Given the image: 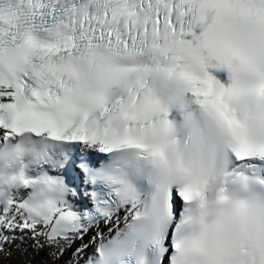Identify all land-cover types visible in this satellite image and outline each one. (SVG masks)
I'll list each match as a JSON object with an SVG mask.
<instances>
[{"label": "snow or ice", "instance_id": "6c2138e0", "mask_svg": "<svg viewBox=\"0 0 264 264\" xmlns=\"http://www.w3.org/2000/svg\"><path fill=\"white\" fill-rule=\"evenodd\" d=\"M264 264V0H0V264Z\"/></svg>", "mask_w": 264, "mask_h": 264}, {"label": "rangeland", "instance_id": "374dc122", "mask_svg": "<svg viewBox=\"0 0 264 264\" xmlns=\"http://www.w3.org/2000/svg\"><path fill=\"white\" fill-rule=\"evenodd\" d=\"M14 259V258H13ZM29 259L27 256H21L19 259H14V264H25V262Z\"/></svg>", "mask_w": 264, "mask_h": 264}]
</instances>
